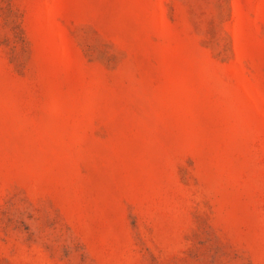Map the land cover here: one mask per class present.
<instances>
[{"label":"rangeland","instance_id":"obj_1","mask_svg":"<svg viewBox=\"0 0 264 264\" xmlns=\"http://www.w3.org/2000/svg\"><path fill=\"white\" fill-rule=\"evenodd\" d=\"M0 264H264V0H0Z\"/></svg>","mask_w":264,"mask_h":264}]
</instances>
